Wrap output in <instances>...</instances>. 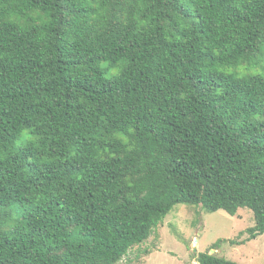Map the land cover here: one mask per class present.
<instances>
[{
  "label": "trees",
  "instance_id": "obj_1",
  "mask_svg": "<svg viewBox=\"0 0 264 264\" xmlns=\"http://www.w3.org/2000/svg\"><path fill=\"white\" fill-rule=\"evenodd\" d=\"M257 69L264 0H0V264H121L181 204L264 235Z\"/></svg>",
  "mask_w": 264,
  "mask_h": 264
},
{
  "label": "rangeland",
  "instance_id": "obj_2",
  "mask_svg": "<svg viewBox=\"0 0 264 264\" xmlns=\"http://www.w3.org/2000/svg\"><path fill=\"white\" fill-rule=\"evenodd\" d=\"M252 72L264 75L261 69ZM254 225V214L248 209L233 217L225 211L207 213L201 207L177 205L150 239L121 264H199V254L208 251L239 264H264V235L250 241L246 233ZM226 240L234 243L223 242L218 250L212 249Z\"/></svg>",
  "mask_w": 264,
  "mask_h": 264
},
{
  "label": "water",
  "instance_id": "obj_3",
  "mask_svg": "<svg viewBox=\"0 0 264 264\" xmlns=\"http://www.w3.org/2000/svg\"><path fill=\"white\" fill-rule=\"evenodd\" d=\"M213 252H214V251H211V253H210V254H213Z\"/></svg>",
  "mask_w": 264,
  "mask_h": 264
}]
</instances>
